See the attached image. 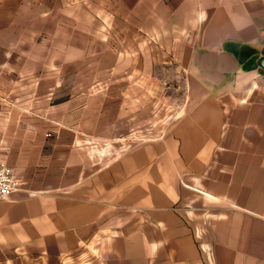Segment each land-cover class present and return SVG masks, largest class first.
Masks as SVG:
<instances>
[{
  "label": "crops",
  "instance_id": "obj_1",
  "mask_svg": "<svg viewBox=\"0 0 264 264\" xmlns=\"http://www.w3.org/2000/svg\"><path fill=\"white\" fill-rule=\"evenodd\" d=\"M262 54L264 0H0V264H264Z\"/></svg>",
  "mask_w": 264,
  "mask_h": 264
},
{
  "label": "built area",
  "instance_id": "obj_2",
  "mask_svg": "<svg viewBox=\"0 0 264 264\" xmlns=\"http://www.w3.org/2000/svg\"><path fill=\"white\" fill-rule=\"evenodd\" d=\"M3 153V147L0 145V199L10 196L22 188L17 174L4 163Z\"/></svg>",
  "mask_w": 264,
  "mask_h": 264
},
{
  "label": "rangeland",
  "instance_id": "obj_3",
  "mask_svg": "<svg viewBox=\"0 0 264 264\" xmlns=\"http://www.w3.org/2000/svg\"><path fill=\"white\" fill-rule=\"evenodd\" d=\"M135 42H139V40H135ZM168 56H166L167 59ZM169 58V57H168ZM171 78V73H167L166 71V76L165 78ZM185 89L184 88H172V87H168L165 86L164 88V95H165V106H164V111H170L176 108V102L180 97L181 99H183L184 95H185ZM176 96L177 98H172V96ZM181 101V100H180ZM154 106V108H156V104L153 103L152 104Z\"/></svg>",
  "mask_w": 264,
  "mask_h": 264
},
{
  "label": "water",
  "instance_id": "obj_4",
  "mask_svg": "<svg viewBox=\"0 0 264 264\" xmlns=\"http://www.w3.org/2000/svg\"><path fill=\"white\" fill-rule=\"evenodd\" d=\"M256 65L264 72V54L256 58Z\"/></svg>",
  "mask_w": 264,
  "mask_h": 264
}]
</instances>
